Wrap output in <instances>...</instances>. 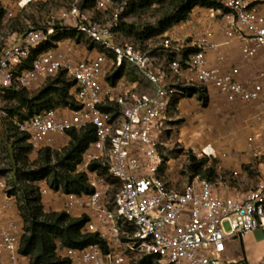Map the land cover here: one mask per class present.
I'll list each match as a JSON object with an SVG mask.
<instances>
[{"label":"built area","instance_id":"1","mask_svg":"<svg viewBox=\"0 0 264 264\" xmlns=\"http://www.w3.org/2000/svg\"><path fill=\"white\" fill-rule=\"evenodd\" d=\"M39 1L20 0L16 7L24 9ZM117 1L96 0L95 10L105 15ZM119 1L114 18L107 21L94 22L73 8L64 16L73 26L12 33L0 55V104L8 91L38 92L60 74L74 83L71 96L77 109H53L14 122L17 131L28 137L32 155L60 150L56 140L69 138L70 132L95 130L96 139L76 171L87 177L90 193L65 194L45 184L40 194L45 198L51 192L62 193L60 213L72 216L82 211L78 219H88L83 232L98 235L106 248L59 246L58 255L67 264H138L148 257L158 264H227L221 255L228 239L264 233V180L244 198L233 200L223 199L218 186L200 177L181 189L173 188L163 176L162 134L168 113L191 88H214L231 103L258 104L264 111V69L242 82L239 66L223 70L209 57L213 54L217 63H224L222 49L234 43L240 44L246 64L264 54V0H221L220 10L193 13L164 35L165 50L179 56H168L164 66L139 45L117 43L121 16L142 0ZM15 13L6 12L4 26ZM72 32L91 43L94 56H84L90 50L82 41L57 40ZM128 67L139 74L148 91H139L140 83L126 76L110 80L115 71ZM13 198L0 177V259L22 264L24 226L5 220ZM258 264H264V257Z\"/></svg>","mask_w":264,"mask_h":264},{"label":"trees","instance_id":"2","mask_svg":"<svg viewBox=\"0 0 264 264\" xmlns=\"http://www.w3.org/2000/svg\"><path fill=\"white\" fill-rule=\"evenodd\" d=\"M165 0H142L139 4L141 8L149 7L154 3L161 4ZM87 8H95L96 0H87ZM173 12L169 22H162L159 32H149L148 34H137L138 39L143 37L150 38L155 35H165L174 26L183 23L189 19L196 9L220 10L222 7L221 0H173L171 2ZM134 5L129 11H135ZM127 13V12H126ZM127 15V14H126ZM2 17L0 15V21ZM130 34L131 31L125 28V24H121L119 31L123 30ZM81 35L76 32L67 34L66 36H58L57 40L66 38H74L79 42L82 40ZM100 51H102L100 49ZM195 50H189L187 53H193ZM188 56V54L186 55ZM125 68L119 69L113 73L110 80L116 82L126 76ZM136 82V81H132ZM74 88L73 81L66 78L65 74L49 80L46 86L34 93L26 91H8L14 92L17 104L13 109L9 110L11 117H19L20 121H26L34 116L40 115L46 111L72 107L77 109L73 97L71 96ZM196 88L189 89L191 96ZM200 101L206 107L209 98L206 94L207 90L199 89ZM186 96V97H187ZM176 105H174L175 107ZM109 111L108 108H106ZM18 120V119H17ZM20 134V133H19ZM21 135V139L17 141L18 145H22V153L20 154L24 166L29 165V156L32 153L28 144V137ZM70 145L63 152H53L47 149L39 154L38 164L45 163L48 168L34 172H23L20 178H17L16 189L20 190L24 196V206L20 210V214L24 221L25 234L21 241V255L30 259V264H67L68 262L61 259L58 255V248H69L76 250H84L90 246L100 245L106 248L105 242L96 234L84 233L83 229L88 222L87 218L75 219L65 213H46L42 204L40 194V183L50 180V188L53 191L62 190L65 194H84L90 193L87 177L82 174H76L77 168L82 161V157L89 145L95 141V130L88 129L85 132H70ZM53 156L57 158V165L51 166ZM217 162H214L210 168H205V162L198 163L193 157L191 161V171L194 177L213 182L216 180ZM96 167H94V170ZM104 174L106 173L103 170ZM24 186H21V184ZM39 184V185H38ZM13 196V192H10ZM154 258L148 257L138 264H153Z\"/></svg>","mask_w":264,"mask_h":264},{"label":"crops","instance_id":"3","mask_svg":"<svg viewBox=\"0 0 264 264\" xmlns=\"http://www.w3.org/2000/svg\"><path fill=\"white\" fill-rule=\"evenodd\" d=\"M222 50L226 61L217 63L215 56L211 54L209 57L212 65L219 66L223 70L229 69L232 65L239 66L241 69L239 79L242 82H249L258 70L264 69L263 53L255 62L246 64L242 61L239 43L225 46ZM94 55L95 52L92 49L88 53L84 52L86 57ZM206 94L209 98L208 106L205 107L200 101V92L199 89H196L191 96L178 101L165 118L166 129L169 132L165 138L163 137L165 143L162 149L165 160L163 176L173 188H179L184 184L182 163L183 161L188 163L187 159L189 158L185 156V153L184 156L177 158L170 149L173 143L170 132L179 128L180 138L193 139L197 147L204 145L201 139H205V143H207V138H212L211 145L207 150L214 151L213 157L218 162V172L226 175V178L219 181L218 184L220 196L226 200H233L237 197L244 198L252 191L249 189L251 185L249 172L258 168L260 183L264 180V164L259 163L264 156V111L258 104L231 103L214 88L207 90ZM180 119L186 122L184 127L178 126ZM67 140L69 141L70 138ZM56 142L59 143L58 147H61L60 143L63 142V138H58ZM229 179L233 180L234 184ZM44 185L45 183H42L40 187ZM63 202L64 195L62 193L51 192L47 197L42 198L46 213L61 212ZM82 215L83 212L79 211L71 217L78 219ZM5 220L15 221L22 227L24 226L15 197L13 206L5 213ZM263 257L264 233L262 231L249 233L241 238L228 239L226 252L221 255V259L227 264H258ZM21 263L30 264V259L23 258ZM0 264H10V262L7 259H0Z\"/></svg>","mask_w":264,"mask_h":264},{"label":"rangeland","instance_id":"4","mask_svg":"<svg viewBox=\"0 0 264 264\" xmlns=\"http://www.w3.org/2000/svg\"><path fill=\"white\" fill-rule=\"evenodd\" d=\"M20 0H0V15L2 17L0 21V55L5 48L6 40L10 37L12 33L23 34L30 27L36 28H49L50 26H54L56 29H61L62 27H69L75 25V23L70 20H67L64 16L68 14L73 8L79 9L82 14L88 15L90 20L94 22H102L113 19L115 16V10L119 9L118 0L114 10L103 15L95 10V8H85L87 6V0H41L35 4H32L24 9H18L16 4ZM173 0H165L163 3L158 4L154 3L149 7L141 8V5H136L135 11H128L121 16V24H125V28L131 31L130 34H127L124 29L119 31L116 36L117 43H132L141 46V48L145 51H149L150 54L157 60L159 65H166L168 60V56H172V53H168L167 50L163 47L164 43V35H155L150 38L138 39L137 34H145L152 31L159 32L160 25L162 22H169L171 20V14L173 12V6L171 4ZM15 11V18L6 26H4V18L7 11ZM203 12L202 9H196L194 11L195 14ZM127 14V15H126ZM82 42L88 45L89 50L93 49L91 43H89L84 37H82ZM111 42L115 45V40L111 39ZM186 53V51H183ZM179 59V56H172ZM126 79L131 81H137L140 83L139 91L145 92L148 91L147 84L143 83L139 74L131 67H128L126 70ZM17 104V100L15 98L14 92H7L1 98L0 104V112H3L5 115L0 117V177L5 179L9 193L13 192V197H15L17 206L19 211L24 206V196L23 193L18 189H16L17 178H20L23 172H34L40 171L42 169L48 168L45 163L38 164L39 155L34 156L30 154L29 156V165L24 166L23 161L21 160L20 154L22 153V145H18L17 141L21 139V135L17 131L14 122L16 119L19 120V117H11L9 114V110L13 109ZM164 121V130L162 134V149L164 140L167 133L169 132L166 129ZM186 122L182 119L178 121L179 127H184ZM208 132V131H207ZM180 129L177 128L176 131H171V138L173 139V143L170 146L172 149V153L176 154L177 158L180 156L188 157V163L183 161L182 163V176L184 177V184L180 186L178 189L183 188V185L190 183L195 179L193 172L191 171V161L192 158L195 157L198 160V163L205 162V168H210L213 166L214 162H217L214 159V151L209 149L205 155L201 152H207L209 145H211L212 138H207V143H205V139H201L204 143L203 146L197 147L193 142V139H182L180 138ZM205 134V133H203ZM208 134V133H206ZM212 137V134H210ZM71 140H67V138L63 139V142L60 150L55 149L53 152H63L70 145ZM59 143L56 145L58 146ZM187 152V153H186ZM57 158L53 156L52 167L57 165ZM260 164H264V160L262 159ZM259 166V164H258ZM218 167V162H217ZM216 167V180L213 181L216 186H218L219 181L226 178V175L218 172ZM259 169L255 168L251 172H249L251 185L249 189H256L257 185H259L260 180L258 177ZM106 180L110 184H114V181L105 175ZM201 178V177H200ZM202 179V178H201ZM50 178L48 180L43 181V183L47 184L50 187ZM230 180V179H229ZM231 183L234 184L233 180H230ZM238 183V182H235ZM42 184V183H40ZM39 185V184H38ZM21 186H24L22 183ZM219 188V186H218ZM225 230L229 231V225H225ZM153 264H158L156 259L154 258Z\"/></svg>","mask_w":264,"mask_h":264},{"label":"bare ground","instance_id":"5","mask_svg":"<svg viewBox=\"0 0 264 264\" xmlns=\"http://www.w3.org/2000/svg\"><path fill=\"white\" fill-rule=\"evenodd\" d=\"M206 151H207V152L204 151L206 154L209 153L208 150H206Z\"/></svg>","mask_w":264,"mask_h":264}]
</instances>
